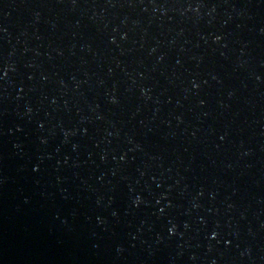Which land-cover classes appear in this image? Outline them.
Listing matches in <instances>:
<instances>
[{"label":"water","instance_id":"obj_1","mask_svg":"<svg viewBox=\"0 0 264 264\" xmlns=\"http://www.w3.org/2000/svg\"><path fill=\"white\" fill-rule=\"evenodd\" d=\"M0 264H264V0H0Z\"/></svg>","mask_w":264,"mask_h":264}]
</instances>
